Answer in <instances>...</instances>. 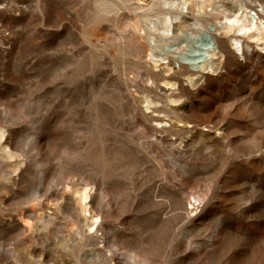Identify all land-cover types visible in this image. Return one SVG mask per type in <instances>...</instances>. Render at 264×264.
<instances>
[{
    "label": "rangeland",
    "instance_id": "1",
    "mask_svg": "<svg viewBox=\"0 0 264 264\" xmlns=\"http://www.w3.org/2000/svg\"><path fill=\"white\" fill-rule=\"evenodd\" d=\"M97 1L0 0V264H264V0Z\"/></svg>",
    "mask_w": 264,
    "mask_h": 264
},
{
    "label": "bare ground",
    "instance_id": "2",
    "mask_svg": "<svg viewBox=\"0 0 264 264\" xmlns=\"http://www.w3.org/2000/svg\"><path fill=\"white\" fill-rule=\"evenodd\" d=\"M98 2H99V4H98ZM110 2L112 3L111 6H109ZM190 2H191V0H152L151 1L152 7L153 6H159L160 7V11H158L156 14H154V16L156 17L155 20H154L153 17H150V16H149V18H147L148 23L146 24V28H148L149 30L153 29L154 31L159 32V33L160 32H164V33L171 32L173 30L171 28L172 24H173L172 21L174 19L180 18V16L183 13L184 9H189L190 8V6H189ZM97 4H98V6L100 5L99 10H98L99 17L103 18V19H108V20L113 21L114 23L117 24V22H118V17H117L118 16V12H119V10L122 7L118 3H115V1H112V0H99V1H97ZM175 5H176V7H175L176 9H173V6H175ZM167 6H168V8H166ZM159 7H158V10H159ZM155 9H157V8H155ZM236 10L239 11V12L238 13L234 12L235 14L233 15V18H231L228 14L223 12V17L222 18L229 20L233 24L232 26L231 25L229 26V29L234 28V29H236L237 32L241 33L242 35L244 34V35L248 36V38H250V39H257V41L264 40V19H263V15L261 13H259L258 11H256L253 16L250 15L249 13H244V12L242 14H240V11L242 12V10H243V6H236ZM105 12L114 13V15L111 18H106V16H105L106 13ZM148 15H147V17H148ZM194 25L203 26V23L201 22V20L199 18H197L196 22L194 23ZM180 27H182V26H180ZM226 31H229V30H226ZM158 41H159V39H158ZM233 41H234L233 45H235L236 49L239 52H241L242 54H245L244 45L241 42V40L237 39V37H236V39H234ZM151 48H153V46H151ZM216 54L217 53H216L215 49L211 51L212 57L215 56ZM154 56L155 57L160 56V57H162L163 60H165L167 58V57H163V56L157 55V54H154ZM168 67H166V68L170 69V66H168ZM210 67H212L210 63H207L206 65L203 66L204 69H207V68H210ZM165 71H168V70L166 69ZM183 71H184V73H188L189 72L188 69L185 68V67H184ZM192 74H194V73H192ZM151 103H153V102L151 101ZM76 192H77V194H79V200H80L81 204H83V206L84 205L86 206V201L89 198L88 197L89 196L88 191L85 189L83 191H76ZM97 206L98 205H96L94 207L92 206L93 208L91 207V209H88L87 207L86 208L83 207V212L84 211L85 212L89 211L90 219L94 220V223H97V219H98V215L97 214H99ZM77 235H79L80 237L79 236L78 237L82 241H84L83 239H84V237L87 234L86 235L85 234H77ZM88 237L92 241V244H93L92 246L96 247L94 249V251L98 253V256L102 257L101 255H105V250L106 249L104 250L103 248L97 247V245H99V243H103V246L106 248V242H105L104 234H102V237H100L98 235H94V236L91 235V236H88ZM75 239H77V237H75ZM81 240L77 243V247L79 246L80 252H81V250H83L82 246H83V243H84V242H81ZM109 256H110V258H112L113 254L111 253V254H109ZM110 258L104 257V262L107 263V261ZM100 260H102V259H100ZM32 261H33L34 264H43V263H41V262H39V261H37L35 259H33Z\"/></svg>",
    "mask_w": 264,
    "mask_h": 264
}]
</instances>
